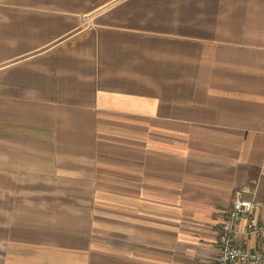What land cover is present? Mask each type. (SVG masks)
Listing matches in <instances>:
<instances>
[{
  "label": "crops",
  "instance_id": "0c3cea01",
  "mask_svg": "<svg viewBox=\"0 0 264 264\" xmlns=\"http://www.w3.org/2000/svg\"><path fill=\"white\" fill-rule=\"evenodd\" d=\"M245 187L264 0H0V264H217Z\"/></svg>",
  "mask_w": 264,
  "mask_h": 264
},
{
  "label": "built area",
  "instance_id": "2783aa9c",
  "mask_svg": "<svg viewBox=\"0 0 264 264\" xmlns=\"http://www.w3.org/2000/svg\"><path fill=\"white\" fill-rule=\"evenodd\" d=\"M249 189L237 191L231 210L225 215L217 240V264H264V248L251 250L238 243L241 222L244 232L255 240H264V223L259 222L255 211L259 203L246 197Z\"/></svg>",
  "mask_w": 264,
  "mask_h": 264
}]
</instances>
